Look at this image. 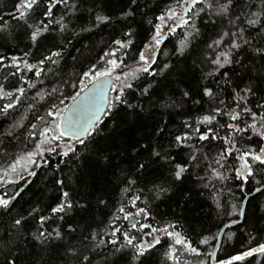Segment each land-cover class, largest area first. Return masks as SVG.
<instances>
[{
	"label": "snow or ice",
	"instance_id": "6c2138e0",
	"mask_svg": "<svg viewBox=\"0 0 264 264\" xmlns=\"http://www.w3.org/2000/svg\"><path fill=\"white\" fill-rule=\"evenodd\" d=\"M85 3L87 0H17L14 4L15 11L10 15L18 24L22 21L30 29V49L37 47L46 34H55L60 44L58 50H49L35 64L28 62L27 57L32 53L26 51L24 57L12 56L10 64L4 63L7 57L0 56V66L16 69L9 73L11 76H17L19 72L26 70L39 78L45 74L46 64H59L63 52L67 51V45L72 43L73 36L79 37L101 25L114 23L113 17L105 14L99 6L89 11L83 7ZM136 4L137 0H129L128 9L123 10L118 19L134 17L137 9L132 6ZM56 10H60L58 17ZM38 12L43 19L30 23V18ZM83 13L90 16V24H77L83 18ZM202 14L206 17V23L219 27L211 43L207 44L200 61L203 65L201 72L204 84L201 96L208 98L207 111L192 120L181 121L184 131L172 135L167 147L140 144L139 148H134V151L143 150L148 155L137 161L134 172L120 167L119 174L114 177L115 182L122 185V193L135 192L129 202L136 211L134 214L126 212L125 206H121L117 213L123 214L122 217L118 214L113 219L123 218L130 221V227L137 232L148 229L144 235L151 236L152 239L138 240L127 229L122 230L123 226L118 227L111 222L102 229L80 228L74 238L70 237L77 234L76 227L69 226L66 232L61 231L60 227L49 231L45 225L53 217L63 221L74 207L86 209L87 204L79 201L74 203L70 192L62 190L60 202L50 208L48 215H39L41 208L38 206L26 212L16 211L13 201L23 191L20 189L11 196L6 191L0 195V216L10 218L5 221V227L0 232V245H14L21 238L27 239L29 236L45 247L53 241H59L65 245L64 254L69 264H147L152 250L165 237L171 241L165 253L166 260L171 264H208V258L215 260L216 264H242L250 257H264V242L260 241L227 259H217L215 250H200L199 245H210L212 241H217L219 247V241L225 236L222 230L203 236L194 245L187 235L176 231L178 225L171 221L163 227H154L150 223L140 224L139 221L131 222L134 216L149 217L151 202L167 195L174 184L183 182L190 176H194L200 187L206 191L218 216L236 215V206L231 205L230 210L223 199L228 181L238 180L241 190L250 182L264 185V95L253 102L252 98L257 92L251 83H234L228 72L221 71L237 61V53L240 54L239 58L250 53L264 61V0H173V3L155 17L158 22L148 20L153 31L143 50L133 54L135 32L129 27L121 33V38H114L110 42L109 50L103 52L97 62L88 64L86 68L82 67L76 83L69 79L53 84L50 88L37 89L31 79L20 76L22 83L14 91H7L0 84V100L8 101L0 108V114H8L10 109L15 110L22 104L21 98L25 97L28 89H37L28 105L32 121L28 120L26 114L21 115L8 130L0 133V157L7 158L11 155L15 147L14 141L20 140L22 136L38 141L33 151L14 157L6 168L0 170V185L15 184L13 176L21 175V169L27 171L29 176H36V171L30 170L29 166L39 167L34 157H43L45 152L56 153L65 158L72 154L78 160L77 145L87 149L91 138L103 132L104 129L100 126L106 118H113L122 109L131 110L133 114L137 110L143 111V104H133L129 97L135 98L137 92L140 97L157 96L158 86L163 83L160 78L172 67L167 63L157 64V52L167 36L165 29L173 34L177 28L190 30L178 50L179 55H183L191 40L200 35L201 30L196 20ZM0 35H6L9 41L15 39L9 28V21L4 16H0ZM112 45L116 47L113 48ZM130 55L132 59L128 61ZM149 77L153 79H148ZM62 85L78 91L66 95ZM224 85L230 88L231 102L221 95L225 91ZM109 90L115 95H109ZM67 99H71L73 103L65 106ZM189 100H192V96L187 89H181L178 96L160 91L156 106L165 111H175ZM192 102L200 103L199 100ZM224 117L227 119H223ZM26 121L27 128L24 127ZM21 129L24 130L22 133ZM164 132L165 128L158 127L155 135ZM253 138H256L254 146ZM178 154L183 159L177 160ZM103 159L107 162L108 157ZM47 163L49 161L46 160L45 164ZM154 163L167 167L171 182L165 178L160 183L151 182V187L147 184L141 185L144 175ZM59 169L58 163L55 170ZM56 183L63 189L64 180H57ZM227 190L231 192L230 188ZM255 191L260 192L261 188L256 187ZM137 201L144 207H137ZM99 203L106 202L101 199ZM239 215L243 216L244 213L240 212ZM31 219H36L38 227L35 231L25 233ZM238 222L233 220L232 224ZM233 235L234 233H228L227 238L231 239ZM254 239L255 237L249 236L247 243L250 245ZM7 264L17 262L9 259Z\"/></svg>",
	"mask_w": 264,
	"mask_h": 264
},
{
	"label": "trees",
	"instance_id": "16d2710c",
	"mask_svg": "<svg viewBox=\"0 0 264 264\" xmlns=\"http://www.w3.org/2000/svg\"><path fill=\"white\" fill-rule=\"evenodd\" d=\"M16 2L17 0H0V16H4L9 21V28L15 36L14 40L9 41L6 35H0V56L7 57L8 59L4 63L10 64L12 56L24 57L26 51H31L32 54L27 59L30 64H35L49 50H58L60 40L55 34H46L39 41L37 47L30 49L28 40L30 29L22 21L18 24L10 15L15 11L14 4ZM171 3L173 0H137V4L132 6L137 9L135 16L127 20H120L118 17L123 10L128 9L129 0H87V3L83 5L84 8L90 11L91 8L99 6L105 14L113 17L114 23L101 25L94 31L83 33L79 37L73 36L72 43L67 45V51L63 52L59 64H46L44 66L45 74L39 78L26 70L19 72L17 76H11L9 73L16 69L0 66V84H3L7 91H14L22 83L20 76L31 79L37 85V89L50 88L53 84L69 79L76 83L82 67L86 68L88 64L97 62L103 52L109 50L110 42L114 38H121V33L127 31L129 27L135 32L133 54L143 50V46L149 42L153 31L148 20H153L154 23L158 22L155 17ZM40 11L42 12L43 8ZM59 14L60 10H56L57 17ZM82 16L83 18L77 24H90V16L87 13H83ZM39 19H43L40 12L32 16L29 22L35 23ZM205 20L206 17L203 14L196 20V24L201 30L200 35L191 40L183 55H179L178 50L181 41L185 39L187 31L190 30L177 28L174 34L167 33L166 39L158 51L157 64L167 63L172 67L164 77L160 78L163 83L158 86L157 96L140 97L137 92L135 98L129 97L131 103L143 104V111L137 110L133 114L131 110L122 109L118 110L113 118H106L104 124L100 126L104 129L103 132L91 138L87 149L82 145H77L78 160L72 154L65 158L56 153L49 154L47 152L43 157H34L40 166L30 165L29 169L36 171V176H29L27 171L21 169V175L13 176V179L16 180L15 184L0 185V195L6 191L11 196L16 191L23 189L20 196L13 201L16 211L26 212L28 209L38 206L41 208L39 215H48L50 208L60 202L62 190L69 191L74 203L75 201L85 203L87 208L74 207L63 221L53 217L45 225L49 231L54 227H60L61 231L66 232L69 226L76 227L77 234L70 237L74 238L78 235L80 228L102 229L111 222L118 227L123 226L122 230L127 229L132 235L137 236L138 240L143 238L150 241L152 237L144 235L149 231L148 229H145L144 232H137L130 227V221L123 218L113 219L115 215L119 214L117 209L121 206H125L126 212L134 214L136 211L129 202L135 192L122 193V185L117 184L114 177L119 174L120 167L134 172L137 161L143 160L148 155L146 151H134V148H139L140 144H149L150 146L159 144L167 147L172 135L184 131L181 121L192 120L207 111L208 98L201 96L204 84L201 72L203 65L200 61L207 44L211 43L219 31V27L206 23ZM77 30L79 29L77 28ZM112 47L116 46L112 45ZM237 57L236 62L221 71L228 72L234 83H251L257 92V95L252 98L254 102L264 95V61L251 56L250 53H245L242 58H239L240 54L237 53ZM131 59L130 55L128 61ZM85 61L87 63H84ZM21 68L23 69V64H21ZM148 79L153 78L149 77ZM41 81L43 82L41 83ZM24 87L27 88V85ZM62 87L66 95L69 92L78 91V89H71L63 85ZM224 88L225 91L221 95L231 102L230 88L227 85H224ZM37 89H28L25 97L21 98L22 104L18 105L15 110L10 109L8 114H0V133L8 130L15 121L21 118V115L26 114L28 120L32 121V113L28 111V105L32 102V96ZM181 89L189 90L192 100H199L200 103L196 104L189 100L184 103L182 108L175 111H165L156 106L160 91L178 96ZM110 95H115V93L111 92ZM71 102V99H67L65 106ZM5 103L8 101L0 100V108H3ZM223 119H227V117ZM223 119L221 123H223ZM24 127H28L27 121ZM158 127L165 128V132L157 136L155 133ZM23 131V129L20 130L21 133ZM37 142L23 136L20 140L14 141L15 147L12 154L7 158L0 157V170L6 168L14 157L33 151ZM255 143L256 138H253V146ZM105 156L108 157L107 162L103 159ZM181 159L183 156L178 154L177 160ZM46 160L49 163L45 164ZM58 163L60 169L55 170ZM165 178L171 182L167 167L161 163H154L144 175L141 185L147 184L148 187H151V182L160 183ZM60 179L65 181L63 189L56 183ZM239 185L238 180L228 181L223 197L230 210L231 205L236 206V215L218 216L215 205L207 197L206 191L200 187L194 176H190L183 182L174 184L167 195L152 201L149 217L134 216L131 222L139 221L140 224L150 223L154 227H163L171 221L178 225L176 231L187 235L194 245L203 236H210L222 230L225 236L219 241V247H217V241H212L210 245H199V248L203 252L215 250L217 259H227L231 255L247 250L248 247L255 246L257 241L264 242V185L250 182L243 186V190ZM256 187H260L261 191L256 192ZM228 188L231 189V192H228ZM101 199L106 203L100 204ZM137 207H144V205L137 201ZM240 212H243L244 215L240 216ZM119 215L122 217L123 214ZM9 219L0 216V232L5 227V221ZM233 220L239 222L232 224ZM227 225H231V227H227ZM37 227L36 219H31L25 228V233L35 231ZM228 233H234L231 239L227 238ZM249 236L255 237L250 245L247 243ZM170 243L168 238H162L161 244L152 250L147 264H171L165 257ZM64 247L65 245L59 241H53L45 247L32 240L30 236L27 239L21 238L14 245H0V264H7L9 259H15L17 264H69L68 258L64 254ZM208 264H216V261L208 258ZM242 264H264V257H250Z\"/></svg>",
	"mask_w": 264,
	"mask_h": 264
},
{
	"label": "water",
	"instance_id": "95a60500",
	"mask_svg": "<svg viewBox=\"0 0 264 264\" xmlns=\"http://www.w3.org/2000/svg\"><path fill=\"white\" fill-rule=\"evenodd\" d=\"M157 55H158V52H157ZM89 87H91V85H89ZM108 94H109V95L111 94V91H110V90H109ZM71 103H73V101H72ZM71 103H70V104H71Z\"/></svg>",
	"mask_w": 264,
	"mask_h": 264
},
{
	"label": "rangeland",
	"instance_id": "374dc122",
	"mask_svg": "<svg viewBox=\"0 0 264 264\" xmlns=\"http://www.w3.org/2000/svg\"><path fill=\"white\" fill-rule=\"evenodd\" d=\"M169 23H171V22L169 21ZM165 32L168 33L167 29H165ZM160 48H161V45H160ZM160 48H159V50H160ZM159 50H158V51H159Z\"/></svg>",
	"mask_w": 264,
	"mask_h": 264
}]
</instances>
